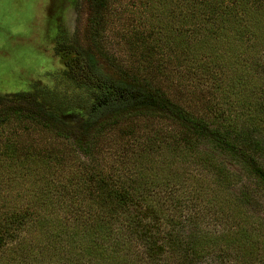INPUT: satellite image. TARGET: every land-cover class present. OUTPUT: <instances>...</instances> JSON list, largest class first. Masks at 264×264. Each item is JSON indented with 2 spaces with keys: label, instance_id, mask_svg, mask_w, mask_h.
Masks as SVG:
<instances>
[{
  "label": "rangeland",
  "instance_id": "rangeland-1",
  "mask_svg": "<svg viewBox=\"0 0 264 264\" xmlns=\"http://www.w3.org/2000/svg\"><path fill=\"white\" fill-rule=\"evenodd\" d=\"M175 1L108 0L99 10V21L90 29L86 0H0V97L34 91L65 123L80 125L92 101L89 90L83 91L62 74L55 50L62 42L91 50L107 72L120 69L148 78L193 116L208 117L216 106L223 109L219 103L224 88L209 84L182 61L179 44L184 41V29L175 14L183 11V4ZM223 4L231 6L230 1ZM242 4L251 11L264 12V0H244ZM252 25L257 26L237 36L226 24L232 37L221 47V52L229 51L226 54L232 65L228 73L236 59L250 83V89L242 94L245 99L240 97L228 106L229 114L233 109L239 112L235 119L243 128L250 113L247 101L264 94V15L252 18ZM207 102L214 104L209 112ZM260 138L262 149L255 154L264 165V131ZM189 139L190 134L172 118L145 113L123 118L89 135L87 150L82 152L70 138L57 137L30 122L8 121L0 126V222L5 219V200L22 202L32 195L37 198L38 193L42 198L48 190L43 179L51 187L45 199L69 205L67 212L55 208L60 216L71 217L76 209L88 205L96 212L99 208L93 207L92 199L97 190L92 184L97 179L88 178L104 177L106 182L134 185L127 189L132 199L144 197L153 208L162 206L166 216L162 227L178 232L182 240L187 239V233L217 234L235 226L260 242L262 232L257 224L261 221L264 225V190L258 180L234 157L206 140ZM7 143L15 148L10 162L6 159L10 155ZM26 155L32 158L30 162L35 161L33 165L29 161L20 165ZM206 155L212 158L209 166ZM38 157L41 161L36 160ZM76 192L81 204L70 199ZM113 226L119 228L120 223L113 222ZM0 234L4 238L0 264H60L51 257H39L35 249L27 250L33 256L30 260L27 251L17 248L13 241L5 244V225ZM257 246L260 249L259 243ZM132 248L140 252L139 241ZM83 264H87L85 259ZM196 264L217 261L209 257Z\"/></svg>",
  "mask_w": 264,
  "mask_h": 264
},
{
  "label": "trees",
  "instance_id": "trees-1",
  "mask_svg": "<svg viewBox=\"0 0 264 264\" xmlns=\"http://www.w3.org/2000/svg\"><path fill=\"white\" fill-rule=\"evenodd\" d=\"M107 1L86 0L90 29L99 21V10ZM225 1H230L231 6H225ZM243 2L181 0L183 11L175 14L182 21L184 29L181 31L184 41L179 44L182 61L209 84L216 83V86L224 88V98L219 103L223 109L216 106L210 111L214 104L207 102L210 116H193L170 100L148 78L120 69L107 72L101 68L91 50L74 43L61 42L55 50L60 58L62 74L78 88L89 90L90 93L92 102L83 122L76 127L68 125L54 109L37 98L36 92L19 91L9 98L0 97V126L8 121L30 122L57 137L72 139L77 148L85 152V140L89 135L123 118L145 113L163 114L186 130L190 139L206 140L218 151L234 157L264 190V165L255 154L262 149L260 135L264 131V100L261 99L264 94L252 97L251 102L246 100L250 103V113L245 116L247 127L243 128L235 119L239 112L233 109L229 114L228 106L240 97L244 98L242 94L248 91L250 83L244 68L236 59L231 74L228 73L232 65L226 54L229 51L221 52L223 42L232 37L227 34L226 24L239 36L257 26L252 25V18L264 15V12L246 8ZM225 45L240 47L238 44ZM261 83L264 88V81ZM259 100V103L256 102ZM7 145L10 155L6 159L10 162L12 158L9 157H14L15 148ZM31 159L28 155L22 156L20 165ZM204 159L209 166L212 158L206 155ZM36 160L41 161L39 157ZM30 163L33 165L35 161ZM88 179H97L92 184L97 190L92 199L93 207L99 208L96 212L88 205L89 208L76 209V214L71 217L60 216L55 208L67 212L69 205L56 199L54 204L51 201L53 198L45 199L51 188L46 179H43V186L48 190L42 198L38 193L37 198L33 199L32 195V199L22 202L5 200V219L0 222V230L5 225V244L13 241L21 250H39V257H51L60 264H83V259L87 264H196L209 257H214L217 264H264V225L261 221L257 224L262 232L260 242L255 241V236L247 235L235 226L217 234L208 231L187 233V239L182 240L178 232L162 227L161 222L166 219L162 206L156 204L155 209L144 197L132 199L127 189L134 185L129 182H106L104 177ZM41 180L38 179L40 184ZM40 191L45 193L43 188ZM146 192L149 193V190ZM79 196L76 192L70 199H73L74 204H81ZM154 200L163 204L158 198ZM116 214L119 218L115 217ZM113 222L120 223V227L114 228ZM161 227L164 229L162 233ZM18 229L23 232L18 234ZM116 229H119L118 233ZM3 239L0 234V243ZM138 241L140 252L132 248V244ZM257 243L261 245L260 249ZM44 247L49 250L44 251ZM32 257L29 256L30 260Z\"/></svg>",
  "mask_w": 264,
  "mask_h": 264
}]
</instances>
